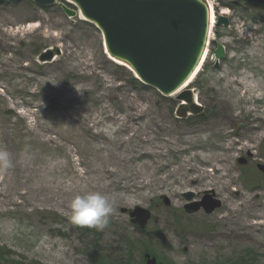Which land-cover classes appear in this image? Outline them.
I'll return each instance as SVG.
<instances>
[{
	"label": "rangeland",
	"instance_id": "374dc122",
	"mask_svg": "<svg viewBox=\"0 0 264 264\" xmlns=\"http://www.w3.org/2000/svg\"><path fill=\"white\" fill-rule=\"evenodd\" d=\"M209 1L230 27L213 28L185 88L204 112L185 117L178 94L129 82L76 5L0 4V150L12 162L0 165V264H142L148 253L163 264H264V13ZM90 191L112 203L103 229L70 221V201ZM190 192L221 207L187 213ZM135 207L152 213L145 230L122 213Z\"/></svg>",
	"mask_w": 264,
	"mask_h": 264
},
{
	"label": "water",
	"instance_id": "95a60500",
	"mask_svg": "<svg viewBox=\"0 0 264 264\" xmlns=\"http://www.w3.org/2000/svg\"><path fill=\"white\" fill-rule=\"evenodd\" d=\"M7 1L0 0V4ZM43 8L54 6L57 0H32ZM79 8L85 21L95 25L102 32L105 53L110 60L119 61L130 70L138 81L157 90L161 96L171 97L195 74L202 63L208 44L210 27V7L201 0H65ZM253 6L264 11V0H231ZM70 2V3H71ZM65 14L71 18L77 12L63 6ZM228 17L217 16L216 25L230 27ZM215 58L217 69L226 57V49L217 45ZM60 55L59 49H50L39 55V62L48 64ZM180 102V116H198L204 108L195 100L190 89L177 96ZM185 103V105H182ZM241 165L246 159L239 160ZM257 170L264 174V165ZM188 202L187 213L204 209L210 215L221 207L220 201L207 195L201 203L193 202L195 195L183 193ZM166 206L170 204L165 199ZM190 203V204H189ZM131 223L145 230L151 220V211L135 207L133 211L124 209ZM143 264H163L150 253L144 256Z\"/></svg>",
	"mask_w": 264,
	"mask_h": 264
},
{
	"label": "clouds",
	"instance_id": "9594fccd",
	"mask_svg": "<svg viewBox=\"0 0 264 264\" xmlns=\"http://www.w3.org/2000/svg\"><path fill=\"white\" fill-rule=\"evenodd\" d=\"M10 155L0 150V165H11ZM70 221L79 226L103 229L113 211L112 203L107 194L100 191H90L75 195L69 204Z\"/></svg>",
	"mask_w": 264,
	"mask_h": 264
},
{
	"label": "bare ground",
	"instance_id": "6f19581e",
	"mask_svg": "<svg viewBox=\"0 0 264 264\" xmlns=\"http://www.w3.org/2000/svg\"><path fill=\"white\" fill-rule=\"evenodd\" d=\"M222 15H225V13H222ZM83 19H84V18H83ZM215 24H216V16H215V14H214V10H213V8H212V11H211V27H212V30H213ZM207 55H208V50L206 51V53H205V55H204V57H203V59H202V63H201L200 66H198V68L196 69L195 74H193V76L190 77V78L185 82V85H183L178 91H176V92L174 93L173 96H175V95L180 94L181 92H183V91L185 90V88H186L187 86H189V84H191V82L196 78V76L198 75L199 71L202 69L203 65L206 63V57H207ZM111 61H112L113 63H115V64H119V65H121V66H125L124 64H122V63L119 62V61H117V62L114 61V60H111ZM255 130H260V129H259V127H256ZM260 137H262V136H259V135H258L257 139L260 138ZM215 171H217L219 174H221V173L223 172V169H220V168H217V167H216V168H215ZM195 180H199V179L196 178ZM235 193H236L238 196H240V193H239V192L235 191ZM0 196H5V193L1 191V192H0ZM0 204H1V202H0ZM15 204H16V203H15ZM235 209H238V208L235 207V208L233 209V211H235ZM261 218L264 219V213H263V216H261ZM261 225H263V224H261ZM252 227H254V225H249V224H247V225H244V226H243V230H250Z\"/></svg>",
	"mask_w": 264,
	"mask_h": 264
},
{
	"label": "trees",
	"instance_id": "16d2710c",
	"mask_svg": "<svg viewBox=\"0 0 264 264\" xmlns=\"http://www.w3.org/2000/svg\"><path fill=\"white\" fill-rule=\"evenodd\" d=\"M214 1H215V0H214ZM217 1H219V0H217ZM226 5H227L228 7H231V8H232V7H234V5H237V4H234L233 2H231V4H226ZM226 5H225V6H226ZM257 12H258L259 14L264 13L262 10H258ZM262 16H263V15L261 14L260 19H262ZM119 69H121V70L125 73V75H127L129 82H130L133 86L137 87L139 91H143V92H148V93H150V92H152V91L154 90L153 88H150V87L144 85L142 82H139V81L135 78V76H134L130 71H128L126 68H124L123 66H119ZM3 253H5V249L2 248V247H0V258H3V257H2ZM96 264H98V263H96ZM119 264H120V263H119Z\"/></svg>",
	"mask_w": 264,
	"mask_h": 264
}]
</instances>
